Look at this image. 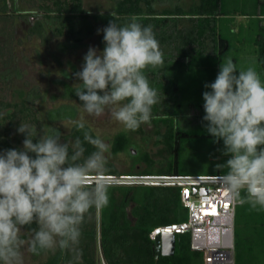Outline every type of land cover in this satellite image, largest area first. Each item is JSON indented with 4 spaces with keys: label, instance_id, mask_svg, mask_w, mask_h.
Listing matches in <instances>:
<instances>
[{
    "label": "trees",
    "instance_id": "trees-1",
    "mask_svg": "<svg viewBox=\"0 0 264 264\" xmlns=\"http://www.w3.org/2000/svg\"><path fill=\"white\" fill-rule=\"evenodd\" d=\"M10 2L11 11L8 3H0V34L4 39L3 45L0 41V55L9 65L13 63L11 42L14 28L20 21H27L26 13L14 9V0ZM156 3L157 0H115L110 20L123 24L128 17L136 15L142 25H152L162 53V63L155 67L148 66L143 71L150 86L157 89L158 98L168 100L173 110L171 113L152 111L147 123L163 122L165 130L158 134L157 141L171 153L172 159L160 164V159L146 153L141 161H136L126 170L120 169L114 160L107 159L104 172L87 177L90 186L96 184V178L124 180L193 177L180 170L179 150L189 140L211 139L201 123V93L206 90L204 83L215 78L218 65L226 56L231 57L239 68L254 67L264 81V0H199L191 11L184 10L180 4H175L171 10L160 11ZM34 5L37 11L30 13L36 20L32 25L28 24L27 37H37L46 48H49L45 42L51 33L56 38H62L60 42L64 48L63 53L58 51L60 56L76 53L78 48L86 45L85 39L94 32L91 13L84 8L83 0H34ZM183 18H187L190 25L181 27L179 21ZM209 43L211 50H208ZM68 63L75 68L70 61ZM0 78L4 79L0 82V88L11 86V74L0 72ZM67 89L66 93L72 91L69 85ZM40 95L39 88L33 87L18 101L0 97V149L21 146L23 136L15 131L20 122L37 124L39 128L41 120L36 100ZM157 104L161 107L160 102ZM57 110L49 112L52 121L69 117L65 114L57 117ZM191 110L198 111L197 123L182 128L174 122V117ZM147 123L141 124L133 132L143 134ZM79 135L80 132L71 126L64 138L70 140ZM131 141L127 133L114 134L112 156L128 151ZM84 147L85 154L93 150L86 142ZM219 175L217 172L207 176ZM103 183L107 186V203L98 207V223L97 207L86 214L77 246L79 255L74 264H97V238L105 264H203V252L191 249L190 237L184 233L176 234L173 255L155 257L154 241L149 237L152 229L186 217L169 218L170 206H182L179 185L115 181ZM115 187L124 190L121 211H115L110 206ZM130 203L135 204L132 214L138 218L134 224L124 211ZM242 223L245 230L240 242L238 228ZM27 227L35 225L25 226V229ZM234 240L235 264H264V209H254L247 203L236 207ZM69 255L67 251L59 250L46 264H69Z\"/></svg>",
    "mask_w": 264,
    "mask_h": 264
},
{
    "label": "clouds",
    "instance_id": "clouds-1",
    "mask_svg": "<svg viewBox=\"0 0 264 264\" xmlns=\"http://www.w3.org/2000/svg\"><path fill=\"white\" fill-rule=\"evenodd\" d=\"M101 32L103 48L89 46L72 73L79 116L71 126L80 135L67 140L43 120L39 128L20 122L21 146L0 149V264H23L22 249L67 251L74 264L86 214L107 203V186H90L87 177L106 170L110 143L86 117L107 111L128 131L151 119L159 98L143 70L162 63L152 25L132 15L123 24L109 20ZM203 87L201 123L220 145L213 168L221 188L237 203L264 209V81L254 67L239 68L226 56ZM85 142L93 149L87 154Z\"/></svg>",
    "mask_w": 264,
    "mask_h": 264
},
{
    "label": "rangeland",
    "instance_id": "rangeland-1",
    "mask_svg": "<svg viewBox=\"0 0 264 264\" xmlns=\"http://www.w3.org/2000/svg\"><path fill=\"white\" fill-rule=\"evenodd\" d=\"M29 2V1H26ZM31 2V1H30ZM32 3V5H30ZM29 5H26L24 0H17L16 7L20 10L31 8L37 11V6L32 0ZM199 3V0H157L156 8L160 11L171 10L175 4H180L184 10L191 11ZM84 8L91 13V27L94 28L93 34L85 39L86 45L78 48L73 55L58 54L62 52L64 44L59 42L60 38H56L50 34V38L45 44H49V48L42 45V42L37 38L27 37V30L21 22L18 23L17 34L15 40L12 41L13 63L4 62L0 55V72L11 74L12 83L10 87L0 88V97L6 100L18 101L22 99L28 90L33 87H38L41 95L36 100V106L40 120L51 126L59 128L63 133L67 134L71 127V120L78 118L79 112L77 109L78 100L72 93H66L68 85L72 87L73 83L77 82L72 73L80 69L82 57L89 46H94L97 49L103 48L102 35L97 34V29L102 28L108 23L111 17V12L115 5V0H83ZM29 6V7H28ZM31 22V21H30ZM187 18L179 21L181 27L190 25ZM30 24V23H29ZM22 37L23 42L18 40ZM48 37V35H47ZM62 39V38H61ZM61 41V40H60ZM11 43V44H12ZM208 44V43H207ZM63 46V47H62ZM208 50H211V44L208 45ZM68 61L75 66L73 68ZM7 79V78H6ZM4 81L0 78V82ZM72 90V89H71ZM69 91V89H67ZM160 106L154 104L152 111H160V113H171L173 105L164 98H159ZM53 109L57 110V117L65 114L64 118L54 119L49 117V112ZM88 126L96 133L108 139L110 143V154L108 159L115 161L120 169H127L135 164L136 161H141L146 153H149L155 159H160V164L165 160H171V153L162 144L158 143V134L165 130L163 122L147 123L144 125V133L139 134L133 131L124 130L122 125L111 120L107 111L100 116L86 117ZM174 122L182 128L190 127L191 124L198 122V111L191 110L184 114H179L174 117ZM176 125V124H175ZM63 126V127H62ZM200 130L199 127H195ZM194 129V128H193ZM202 129V128H201ZM117 132H124L131 136V146L128 151L121 152L116 156L111 154L112 137ZM219 144H213L211 139H194L184 142L179 150V167L182 172L191 176H207L219 172L214 170L213 165L216 162L214 156H219L216 149ZM223 159V158H221ZM163 160V161H162ZM159 164V163H158ZM220 173V172H219ZM123 192L115 191L113 206L119 208L118 204L123 196ZM181 210V204L178 206H170ZM169 208V209H170ZM244 218V217H243ZM245 227L242 225L238 228V236L242 242ZM26 236L27 229H24ZM56 251H40L38 253H30L22 249L23 264H46L50 259H53L58 254ZM235 255V252H234ZM71 257V254L69 255ZM97 264H105L104 258L97 249Z\"/></svg>",
    "mask_w": 264,
    "mask_h": 264
},
{
    "label": "built area",
    "instance_id": "built-area-1",
    "mask_svg": "<svg viewBox=\"0 0 264 264\" xmlns=\"http://www.w3.org/2000/svg\"><path fill=\"white\" fill-rule=\"evenodd\" d=\"M219 176L168 177L151 179L180 186V199L187 218L158 225L149 237L155 240L163 232L188 234L190 247L202 251L203 264H235L234 219L240 204L226 196ZM113 178H96L98 181H117Z\"/></svg>",
    "mask_w": 264,
    "mask_h": 264
},
{
    "label": "crops",
    "instance_id": "crops-1",
    "mask_svg": "<svg viewBox=\"0 0 264 264\" xmlns=\"http://www.w3.org/2000/svg\"><path fill=\"white\" fill-rule=\"evenodd\" d=\"M17 1V0H16ZM25 1V3H26V5H29L30 4V0H24ZM26 1H29V2H26ZM31 5V4H30ZM29 7V6H28ZM14 9L15 10H17L18 12H22V13H26V16H27V21H28V17L31 15V16H33L30 12H32L33 10L31 9V8H29V9H24V10H20V9H18L16 6H14ZM36 20V17L35 16H33L32 17V19H31V23L30 22H28L27 24H33L34 23V21ZM17 25H18V23L16 24V27H17ZM16 27H15V31H16ZM17 29H18V27H17ZM17 34V33H16ZM16 34H14V36H12L13 37V40H15V37H16ZM21 39H19L18 40V43L20 44V40L23 42V39H22V37H20ZM32 38V37H31ZM33 38H35V37H33ZM61 40V39H60ZM60 40H59V42H60ZM12 43V42H11ZM12 45H13V43H12ZM21 45V44H20ZM70 86V85H69ZM128 169V168H127ZM123 170H126V169H123ZM128 182H131V181H135L134 179H126ZM125 183H127V182H125ZM115 191H121V192H123L122 194H123V196H122V198H121V200H120V202H119V204H118V206H119V208H117V209H115L114 208V206H113V199H114V194H115ZM123 200H124V190L122 189V188H120V187H115L114 189H113V192H112V199H111V201H110V206H111V208L113 209V210H115V211H121V207H122V203H123ZM134 207H135V204L134 203H130V204H128L126 207H125V209H124V211L126 212V214L128 215V217L130 218V220L132 221V223L134 224V223H136L137 221H138V218L137 217H135L133 214H132V211H133V209H134ZM183 216H186L185 218H187V211H186V209L183 207V205H182V209L181 210H176V208H170L169 209V218H171V219H176V218H181V217H183ZM184 218V219H185ZM98 220H99V208L97 207V214H96V222L98 223ZM180 220H182V219H180ZM174 221H177V220H174ZM151 239V238H150ZM154 241V240H153ZM96 247H97V249H99L100 248V243H99V238H97V243H96ZM100 252H101V249H100ZM101 254H102V252H101ZM103 256V255H102ZM157 258V257H156ZM104 262H105V260H104Z\"/></svg>",
    "mask_w": 264,
    "mask_h": 264
},
{
    "label": "water",
    "instance_id": "water-1",
    "mask_svg": "<svg viewBox=\"0 0 264 264\" xmlns=\"http://www.w3.org/2000/svg\"><path fill=\"white\" fill-rule=\"evenodd\" d=\"M115 182H128L127 180H117ZM131 182L138 183H165L161 181H153V180H136ZM154 249H155V257H159L161 255L171 256L174 254L176 249V234L174 232H163L160 235H157L154 240Z\"/></svg>",
    "mask_w": 264,
    "mask_h": 264
},
{
    "label": "flooded vegetation",
    "instance_id": "flooded-vegetation-1",
    "mask_svg": "<svg viewBox=\"0 0 264 264\" xmlns=\"http://www.w3.org/2000/svg\"><path fill=\"white\" fill-rule=\"evenodd\" d=\"M8 3V5H9V9H10V11L12 10V4H11V2H10V0H0V3ZM14 6H16V0H14ZM32 17L33 16H29L28 17V21H24V20H22V21H20L21 22V25H23L24 27H25V29L27 30V28H28V22H30L31 21V19H32ZM19 22V23H20ZM31 23V22H30ZM15 29V28H14ZM16 33H17V27H16ZM0 41H1V43H2V45L4 44V39H3V37H2V35L0 34ZM124 180H126V179H124Z\"/></svg>",
    "mask_w": 264,
    "mask_h": 264
}]
</instances>
